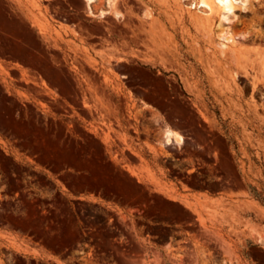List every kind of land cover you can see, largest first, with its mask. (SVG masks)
Wrapping results in <instances>:
<instances>
[{
    "label": "rangeland",
    "instance_id": "obj_1",
    "mask_svg": "<svg viewBox=\"0 0 264 264\" xmlns=\"http://www.w3.org/2000/svg\"><path fill=\"white\" fill-rule=\"evenodd\" d=\"M233 5L0 0V264H264V0Z\"/></svg>",
    "mask_w": 264,
    "mask_h": 264
},
{
    "label": "bare ground",
    "instance_id": "obj_2",
    "mask_svg": "<svg viewBox=\"0 0 264 264\" xmlns=\"http://www.w3.org/2000/svg\"><path fill=\"white\" fill-rule=\"evenodd\" d=\"M198 4L202 7L209 8L211 10L230 12L233 8V0H198ZM226 42L230 41L232 44H237L235 38L232 36L225 37ZM224 46V45H223ZM226 46V45H225ZM238 53V52H237ZM241 53V52H240ZM239 56V54H238ZM243 57V55H241ZM239 56V57H241ZM241 57V58H242ZM244 59V58H242ZM167 132V131H166ZM169 132V129H168ZM172 132V131H171ZM173 133V132H172ZM167 136V135H166ZM176 136V135H175ZM173 137V135H172ZM171 138V137H170ZM180 138V137H179ZM168 139V138H167Z\"/></svg>",
    "mask_w": 264,
    "mask_h": 264
},
{
    "label": "trees",
    "instance_id": "obj_3",
    "mask_svg": "<svg viewBox=\"0 0 264 264\" xmlns=\"http://www.w3.org/2000/svg\"><path fill=\"white\" fill-rule=\"evenodd\" d=\"M250 191H251V193H253V195L259 200V201H261V202H263L264 203V199H262L256 192H255V190L253 189V188H250Z\"/></svg>",
    "mask_w": 264,
    "mask_h": 264
}]
</instances>
